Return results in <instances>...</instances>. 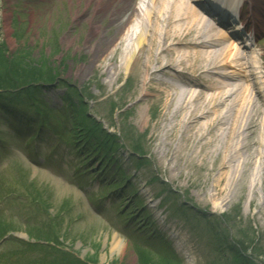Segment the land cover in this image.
<instances>
[{"label": "rangeland", "instance_id": "obj_1", "mask_svg": "<svg viewBox=\"0 0 264 264\" xmlns=\"http://www.w3.org/2000/svg\"><path fill=\"white\" fill-rule=\"evenodd\" d=\"M137 3L138 0H0V40L6 42L7 50L17 53L27 48L26 51L35 61L41 59V53L45 52L48 59L42 60L43 63L46 66L56 65L60 71L59 79L53 84H45L39 96L41 101L44 97L47 107L51 109L46 111L47 127L38 133L31 127H22L21 123L24 124L25 120L19 118L12 120L10 117L7 118L8 122H0V218L4 217L5 223L14 229V234L11 233L13 237H9L4 243L0 242V254L6 255L16 250L22 252L23 249L30 252L35 249L38 252V261L44 260L43 247L23 246L25 239H30V231L31 234L36 230L40 232L39 226L29 222V216L35 213L32 210L33 201L39 199L40 203L49 204V211L54 215L51 219L45 214L49 221L57 222L61 216L60 221L63 222L65 230L63 243L80 256L97 255L102 264H138L134 244L131 245L130 240L123 237L126 234L125 227L121 224L123 221H112L120 217L116 214V206L112 209L105 207L107 214L97 216L92 203H89L99 192L108 193L114 188L111 184L113 177L109 176L112 177L109 179V187L100 182L104 178L100 181L98 178L92 179L94 172L100 169V164L90 170L86 178L78 176L73 163L76 160L75 154L54 135L53 129L60 125L53 119L56 117L54 109L62 106L64 95L70 94L66 85L60 87V82H63L84 95L88 115L104 127L124 133L131 126L135 137H143V148L145 152L148 151V164L138 168L127 158L123 159V166L132 175L131 180L135 181V189L139 195L148 196L147 192L154 195V201H150L151 198L146 200L147 209L155 218L153 219L161 238L171 244L154 246V254L149 253L144 264H168L158 254H166L172 248L182 251L179 255L186 264H214L230 255V240L236 236L248 242L256 255L264 257V209L258 213L256 206L249 205V183L246 181L243 186L240 184L241 187L235 188L233 201L219 210L214 208L211 201L199 200L198 182L202 180L198 177L201 173L196 175L192 165L186 167L188 164L180 162L177 167L176 162L169 163L167 157L171 159L170 155H164L158 149L163 138L164 123L165 126L172 125L166 124L167 115L175 110L177 104L167 106L166 100H161L153 106H149L148 102L142 106L139 100V76L126 68L118 75L110 68L112 59L115 60L113 65L117 67L123 62V36L134 17ZM119 20H124L125 23L121 29L117 26ZM92 25L99 27L97 34L91 31ZM113 38L114 43H106ZM261 39H264V33ZM117 48L119 49L114 53ZM261 48H264V43ZM0 63L4 68V63ZM37 105L33 104L32 107L37 108ZM39 108L44 109L41 106ZM33 133L34 138L30 136ZM121 136L128 149L124 154L127 157H139L133 153L124 135ZM58 163L60 167L56 168ZM209 164L211 162H208L207 167ZM90 165L87 164L85 168ZM156 175L157 181L154 179ZM150 179L151 183H155L146 184ZM30 181L35 185L34 189ZM160 182L171 185L173 199L165 201V205L157 210L155 205L160 202V196L168 197L161 191ZM100 184L101 188L98 190ZM257 186L256 184L255 187ZM35 188L38 193L33 191ZM89 191L93 196L86 195ZM125 194L128 195L129 192ZM117 197L116 202L120 209L127 200H123L125 196ZM128 197L131 200L124 209L125 213L132 210L129 209L130 203H134L135 208L138 207L133 196ZM256 199L260 203L261 195ZM181 204H194L192 207H195L196 214H191L186 219L182 210H178L182 209ZM161 210H165L162 218L167 216L162 224L156 220L157 217L162 219ZM40 211L45 212L41 208ZM35 214L39 215L38 212ZM141 214L137 213L131 222L134 229L138 227L136 222ZM199 218L203 225H200ZM218 218H221L223 225L227 222V229L231 234L223 242L221 238L209 233L210 224L206 223L207 220L213 222L211 228H216L218 233ZM49 221L46 220L43 227H49ZM114 234L124 240V250L112 248ZM209 236L212 239L209 240ZM11 238H17V241ZM14 248L16 249L13 250ZM186 252L187 255L192 254V257H185ZM140 264H143L141 260Z\"/></svg>", "mask_w": 264, "mask_h": 264}, {"label": "bare ground", "instance_id": "obj_2", "mask_svg": "<svg viewBox=\"0 0 264 264\" xmlns=\"http://www.w3.org/2000/svg\"><path fill=\"white\" fill-rule=\"evenodd\" d=\"M191 1L140 0L127 27L130 36H126L128 43L122 48L123 62L117 67L112 59L110 68L118 75L126 68L139 76L142 106L145 102L153 106L161 100H166L167 106L177 103L167 115L166 124L172 125L164 123L158 149L170 155L171 159L166 156L169 163L174 161L177 167L180 162L188 164L186 167L192 165L196 175L201 173L199 200L211 201L219 210L233 201L235 188L247 181L251 189L249 205L261 213L264 102L256 88L264 84L258 82L264 66L256 52L247 54L240 51L235 40L229 43L230 31L217 32ZM243 1L215 0L216 6L211 9L221 17L227 15L226 19ZM124 24L119 20L118 29ZM98 30L92 25L93 34ZM111 42L114 38L106 43ZM201 78L208 83H200ZM186 81L193 86L199 83L203 89L198 94L182 89L181 83ZM208 162L211 165L207 167ZM125 246L124 240L114 234L112 248L121 251Z\"/></svg>", "mask_w": 264, "mask_h": 264}, {"label": "trees", "instance_id": "obj_3", "mask_svg": "<svg viewBox=\"0 0 264 264\" xmlns=\"http://www.w3.org/2000/svg\"><path fill=\"white\" fill-rule=\"evenodd\" d=\"M22 54V57H19L20 53L17 54V58L16 56H13L11 61V67L7 65L8 61L6 55L2 54L4 69L1 70L2 66L0 63V88L15 87L16 85L25 83L27 79L28 81H36L37 79H39L37 78L38 76L43 79L45 75L52 76L58 73L57 67L54 66L49 67L47 71V67L44 64L45 62L43 63L42 58H38V61H35L33 58L30 57L29 54H26L25 52H23ZM20 58L22 59L20 60ZM237 260L239 264H245L246 261H244V259L242 258H239Z\"/></svg>", "mask_w": 264, "mask_h": 264}]
</instances>
